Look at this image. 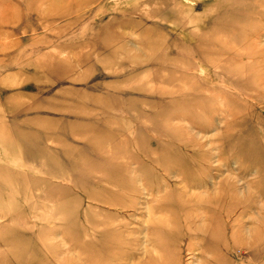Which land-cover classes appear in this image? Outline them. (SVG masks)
Wrapping results in <instances>:
<instances>
[{"label":"rangeland","instance_id":"obj_1","mask_svg":"<svg viewBox=\"0 0 264 264\" xmlns=\"http://www.w3.org/2000/svg\"><path fill=\"white\" fill-rule=\"evenodd\" d=\"M0 264H264V0H0Z\"/></svg>","mask_w":264,"mask_h":264},{"label":"bare ground","instance_id":"obj_2","mask_svg":"<svg viewBox=\"0 0 264 264\" xmlns=\"http://www.w3.org/2000/svg\"><path fill=\"white\" fill-rule=\"evenodd\" d=\"M194 131H195V130H194ZM204 139H205V138H204ZM4 157H5V156H4ZM211 176H212V175H211ZM227 179H228V178H227ZM238 182H239V181H238ZM217 184H218V183H217ZM242 188H243V187H242ZM166 190H167V189H166ZM164 192H165V191H164ZM203 192H204V191H203ZM200 196H201V195H200ZM151 204H152V203H151ZM153 207L157 210V209H161L162 207H164V208H165V207H168V205H167V203H164L163 206H161L160 204H158V206H153ZM174 207L177 208V210H178V209L185 208L186 206H184V205H182V204H178L177 206H174ZM174 207H173V209H175ZM207 208H208V207H207ZM209 208H210V207H209ZM209 208H208V209H209ZM151 209H152V208H151ZM155 209H154V210H155ZM208 209H207V210H208ZM156 210H155V211H156ZM151 212H152V211H151ZM210 212H211V211H210ZM154 213H155V212H154ZM226 214H227V213H226ZM135 218H136V217H135ZM65 222H66V221H65ZM125 227H126V226H125ZM81 228H82V227H81ZM131 232H132V231H131ZM132 233H133V232H132ZM144 236H145V235H144ZM99 244H100V243H99ZM103 244H104L105 246H108V247L110 246V248H112V249H111V251L109 252V254H105V255H103L102 258H103V259H107L108 257H111V258H112L113 255H115L113 252L115 251L116 243L114 244L113 241H109V242H104ZM84 247H85V246H84Z\"/></svg>","mask_w":264,"mask_h":264}]
</instances>
